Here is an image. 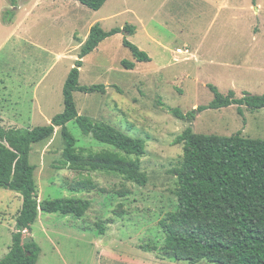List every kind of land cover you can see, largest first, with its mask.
Masks as SVG:
<instances>
[{
    "label": "rangeland",
    "instance_id": "1",
    "mask_svg": "<svg viewBox=\"0 0 264 264\" xmlns=\"http://www.w3.org/2000/svg\"><path fill=\"white\" fill-rule=\"evenodd\" d=\"M54 1L56 8L42 6V17L27 18L22 0H0V126L49 125L63 110L62 87L90 28L130 26L132 36L121 31L82 59L79 86L102 85L103 93L74 92L73 99L78 115L144 142L139 170L147 182L138 187L113 173L60 169L64 146L55 128L29 153L37 199L87 200L90 208L80 218L39 212L29 233L39 248L35 264H187L164 255L165 232L158 225L176 210L174 172L182 146L173 141L188 127L199 135L239 132L264 140V110L242 108L238 115L230 106L203 111L192 121L168 110L185 115L207 106L213 100L209 85L237 99L264 95V0H107L97 12L73 0ZM124 39L150 61L135 63ZM121 61L134 62V69L125 70ZM66 127L76 150H111L82 136L74 122ZM85 179L94 189L75 188ZM20 207L18 193L0 188V259L11 245Z\"/></svg>",
    "mask_w": 264,
    "mask_h": 264
},
{
    "label": "trees",
    "instance_id": "2",
    "mask_svg": "<svg viewBox=\"0 0 264 264\" xmlns=\"http://www.w3.org/2000/svg\"><path fill=\"white\" fill-rule=\"evenodd\" d=\"M73 1L97 12L107 0ZM121 31L128 36L133 35L130 26L107 32L97 24L90 28L80 47L78 60L62 87L63 110L50 120L49 125L7 130L0 126V188L16 192L21 197L11 245L0 264H35L39 248L34 243L24 245L22 241L39 212L80 218L90 208L87 200L37 199L34 167L29 163V153L33 145L50 139L55 128L59 129L64 146L60 169L113 173L138 187L146 184L147 178L139 170L144 142L128 137L103 122H92L78 115L73 99L74 92L103 93L102 85L79 86V69L83 58L102 41ZM122 46L130 52L135 63L150 61L144 52L126 39ZM134 62L121 61L120 64L125 70H133ZM208 88L213 100L207 106L185 115L178 109H170L169 113L179 120L192 121L203 111L230 106L236 107L238 115L242 114V108L251 112L264 110V95L243 93L237 99L232 91L222 96L214 86L209 85ZM70 122L75 123L82 136H89L111 150H76L75 140L66 127ZM173 143L182 146V160L174 172L177 180L176 210L158 222L165 232L164 255L187 264L201 261L264 264V140L243 138L239 132L230 137L199 135L188 127ZM75 188L92 190L94 185L90 179H85ZM98 232L102 235V228L99 227Z\"/></svg>",
    "mask_w": 264,
    "mask_h": 264
},
{
    "label": "crops",
    "instance_id": "3",
    "mask_svg": "<svg viewBox=\"0 0 264 264\" xmlns=\"http://www.w3.org/2000/svg\"><path fill=\"white\" fill-rule=\"evenodd\" d=\"M29 0H22V11H23V14H24V16H26V15H28V16H30V17H32V18H35V17H38L41 13L42 14H45L46 13V11H44L43 9H42V6H44V5H47V4H49V6H51V7H54V8H56L57 7V5L55 4V1L54 0H34V2H29V3H27ZM25 3H27V4H25ZM27 5H30L29 7H28V9H27V7H25V6H27ZM103 7V6H102ZM51 10H53V8L51 9ZM54 11V10H53ZM54 13H58L57 11H54ZM28 16H26L27 18H28ZM43 16V15H42ZM42 16H39V17H42ZM10 22H12V21H10ZM9 22V23H10ZM134 32H135V29H134ZM134 34V33H133ZM132 36V35H131ZM232 49H234V48H232ZM177 50H179V49H177ZM184 51H186V52H188L187 50H184ZM183 51V52H184ZM182 52V53H183ZM194 52H196V49L194 50ZM175 53H176V50H175ZM181 53V54H182ZM197 53V52H196ZM228 68V67H227ZM230 86L231 87H233V88H235L236 86L235 85H233V84H230Z\"/></svg>",
    "mask_w": 264,
    "mask_h": 264
},
{
    "label": "water",
    "instance_id": "4",
    "mask_svg": "<svg viewBox=\"0 0 264 264\" xmlns=\"http://www.w3.org/2000/svg\"><path fill=\"white\" fill-rule=\"evenodd\" d=\"M29 233H30V232H27L28 236H26V237L23 239L22 244H24V245H28V244H32V243H33V241L31 240V238L29 237ZM28 256H29V254H28Z\"/></svg>",
    "mask_w": 264,
    "mask_h": 264
},
{
    "label": "built area",
    "instance_id": "5",
    "mask_svg": "<svg viewBox=\"0 0 264 264\" xmlns=\"http://www.w3.org/2000/svg\"><path fill=\"white\" fill-rule=\"evenodd\" d=\"M183 51H181V50H176V53H178V54H181ZM184 53H187L186 51H184Z\"/></svg>",
    "mask_w": 264,
    "mask_h": 264
}]
</instances>
